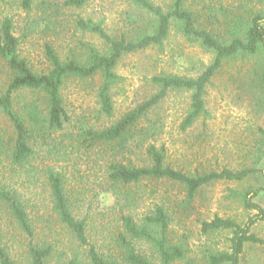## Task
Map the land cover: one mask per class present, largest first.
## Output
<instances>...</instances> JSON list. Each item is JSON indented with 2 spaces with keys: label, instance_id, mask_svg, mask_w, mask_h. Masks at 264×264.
<instances>
[{
  "label": "rangeland",
  "instance_id": "obj_1",
  "mask_svg": "<svg viewBox=\"0 0 264 264\" xmlns=\"http://www.w3.org/2000/svg\"><path fill=\"white\" fill-rule=\"evenodd\" d=\"M66 0H35L33 9L25 12L20 0H0V24L7 16L14 20V33L20 39V54L38 73L47 72L51 64L46 58L47 45L53 46L62 59L82 60L90 49L101 53L108 45L96 34L77 26L80 19L93 20L115 36L137 38L151 22V16L137 7L134 0H90L83 8L67 7ZM170 12L174 0H150ZM185 8L195 15L196 25L215 34L223 42L231 41L243 31L257 14H264V0H185ZM149 29V28H148ZM214 60V54L190 43L173 22L163 47L127 55L118 64L119 83L113 89L115 113L112 118L99 114L97 90L101 79L93 82L69 81L63 89L66 108L73 125L88 124L97 128L110 126L126 112L151 97L157 91L151 79L158 75L197 78ZM261 55L238 58L224 63L208 85L205 96L208 116L200 118L183 131L181 124L190 105L192 91L174 90L157 106L149 118L159 120L162 130L157 146L166 148V163L191 175L224 169L264 170V89L258 83ZM9 74L0 61V89ZM10 124L0 118V128ZM42 157L47 155L43 152ZM71 162H60L69 180V190L77 200L76 212L88 217V237L98 250L118 264H128L123 249L116 242L123 231L120 218L131 213L139 222L153 212L157 205L167 207L172 218L171 241L183 247L186 256L175 264H207L210 254L229 252L232 232L229 230L203 233V223L215 217L245 224L256 211L244 205V193L264 185L261 173L243 182L218 181L204 186L188 204L186 189L169 180H145L131 190L135 200L131 207L105 189L104 171L100 164L83 152L74 154ZM131 159L142 165L144 154ZM40 159L39 161H41ZM54 156L45 158L53 163ZM0 180L16 188L28 205L35 226L33 239L23 233L5 209L0 206V233L10 246L19 264H30L28 246L51 244L53 257L47 264H89L88 247L82 246L53 211L50 190L41 175L15 171L6 150L0 152ZM255 202L264 207V191ZM253 233L264 238V220L258 222ZM136 250L159 264L153 246L142 240L133 241ZM241 264H264V247L249 245Z\"/></svg>",
  "mask_w": 264,
  "mask_h": 264
},
{
  "label": "trees",
  "instance_id": "obj_2",
  "mask_svg": "<svg viewBox=\"0 0 264 264\" xmlns=\"http://www.w3.org/2000/svg\"><path fill=\"white\" fill-rule=\"evenodd\" d=\"M90 0H66L67 7L83 8ZM138 8L151 16V22L137 38H120L109 34L102 24L93 20H78L77 26L98 35L108 50L101 53L90 49L85 60L68 57L62 59L51 45H47L45 55L50 69L35 72L29 61L20 54V39L15 35L14 20L5 17L0 24V61L9 74L3 89H0V118L10 124L9 129L0 128V152L6 150L10 165L15 171H26L29 175H41L47 183L52 198L53 211L82 246L88 247L89 264H118L98 250L88 237V217L77 215V200L69 190V180L60 162H71L74 154H84L100 164L104 171L105 189L118 201L124 200L127 208L135 200L131 190L145 180H169L181 184L187 191L188 204L194 200L206 185L218 181L243 182L264 170L250 168L240 171L224 169L204 174L191 175L174 169L166 163V148L158 147L157 137L162 130L159 120L149 116L174 90L192 91L189 111L181 124L183 131L191 128L197 120L207 117L205 96L208 85L216 73L229 60L261 55V70L258 83L264 89V14L255 15L251 23L229 42H223L211 31L196 25L195 15L185 8V0H174L172 10L165 12L161 6L150 0H134ZM25 12L33 9L35 0H20ZM175 22L183 36L192 44L199 45L214 54L213 63L197 78L176 75H158L151 79L157 87L156 93L126 112L110 126L97 128L88 124L73 125L66 108L63 89L69 81L93 82L101 79L97 90L99 114L112 118L115 113L113 89L119 83L116 72L118 64L130 54L163 47ZM149 28V29H148ZM47 155L42 157V153ZM144 154L143 164H136L131 156ZM55 157L53 163L45 158ZM42 159L41 161H39ZM264 191V185L250 188L244 195V205L257 213L245 224L231 219L215 217L203 223V233L229 230L232 232L229 252L210 254L207 264H241L249 245L264 247V238L253 233L254 226L264 220V207L255 199ZM0 206L15 220L19 229L31 239L35 236V226L28 211L27 203L19 191L0 180ZM123 231L116 242L123 249V257L128 264H156L140 254L133 243L142 240L150 243L159 257V264H175L186 256L182 246L170 239L172 218L167 207L157 205L155 210L137 221L122 210L120 218ZM54 246L35 244L28 246L30 264H47L53 257ZM0 264H19L12 256L10 246L0 233ZM68 264H78L71 260Z\"/></svg>",
  "mask_w": 264,
  "mask_h": 264
}]
</instances>
